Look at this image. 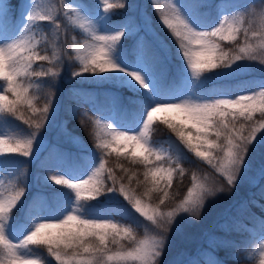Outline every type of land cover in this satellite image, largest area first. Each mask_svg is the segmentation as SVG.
I'll use <instances>...</instances> for the list:
<instances>
[{
	"label": "snow or ice",
	"instance_id": "1",
	"mask_svg": "<svg viewBox=\"0 0 264 264\" xmlns=\"http://www.w3.org/2000/svg\"><path fill=\"white\" fill-rule=\"evenodd\" d=\"M153 3L162 24L175 38L177 51L186 61V69L191 71L194 86L197 82L203 83L201 76L206 71L228 69V72L217 74L218 78H226L248 70L247 65L238 64V61L256 60L259 56L262 57L261 63H264V32L258 33L251 25L242 29V21L236 16H224L222 21H218V26L204 30L200 26L201 9L204 7L202 0H179V3L169 0L164 6H161L160 0H153ZM123 7L124 3H113L110 0H97L95 5L79 0L76 6H65L64 0H61L64 16L87 37L83 45L72 49L77 53L81 65V70L72 75L82 77L84 73H91L101 79L115 80L131 92L144 97L147 102L141 104L139 110H132V120H121L123 128L120 125L113 127L111 124H102L100 119L93 121L96 147L102 150L103 155L100 156L98 166L93 168L91 175L87 174L86 179L82 178L86 175L85 171L74 173L75 180L65 178L59 172L50 176L55 184L64 185L74 192V202L70 194L61 189H53L48 195L37 194L24 209L21 219L19 206L25 196V186L9 184L5 187L0 184V264H45L39 257L23 254V250L31 246L46 247L47 253L57 264H159V258L166 248V234L174 218L181 212L199 218L205 202L227 189L208 176L201 177L193 173L186 195L172 210L162 211L160 205L175 195L169 192L174 175L183 177L185 169L179 167V154L175 159L170 155L165 156L150 143L155 120L159 119L166 124L179 141L190 152H194L196 157L206 161L229 187L235 185L238 177L243 174L247 166L246 157L258 133L264 132V90L252 95L240 94L238 98L227 97L223 91H218L213 95L187 96L179 101L173 94H154L151 82L157 79L155 56L146 44L138 42L136 47L139 57L134 66L129 68L121 42L122 38L127 39L132 35V30L126 24L112 25L111 9ZM9 12L10 6L0 0V19ZM36 21H51L55 29L60 30L53 12L31 6L23 27L25 34L0 46V81L5 82L0 85V122H6L4 117L7 115L21 113L24 105L34 115L39 112V118L35 121L24 119L25 124L35 129L26 137L0 135V154L8 152L31 157L39 130L50 118L53 108L51 94L42 108L34 107V97L29 95L33 85L30 82L25 84L20 79L59 75V72L51 68L46 71L33 69L34 60L49 63L59 60L58 54L49 57L36 51L39 42L27 35ZM261 22L264 24V18ZM241 30L244 44L238 47L235 54L229 55L221 48L219 41H235ZM250 31L253 38L258 36L262 41L258 46L249 43ZM73 41L75 43L74 37ZM114 56L120 57L119 62ZM9 93L12 99H9ZM255 112L260 114L258 120L253 118ZM158 113L162 115L157 116ZM238 120L241 121L239 124ZM81 123H85L83 117ZM129 148L132 149L131 162L142 163L146 169L143 180L136 181L137 186H144L141 197H137L135 189L130 187L133 178L137 177L135 171L118 165L125 175L117 176L113 169L105 166L107 157L111 155L109 149L119 155ZM213 150L216 155H213ZM105 173L107 180L111 181L110 185L105 183ZM125 177L128 184L123 182ZM155 191L162 193L157 197L158 204L152 206L143 202V197H150ZM108 193L122 196L140 217L154 226L156 233H145L143 239H137L131 226L102 219L101 214L95 210L84 216L80 214L83 197L96 200L98 196ZM261 194L264 196V189ZM29 219L33 222L32 228L24 223ZM24 231L29 234L14 242L12 237ZM124 238L129 240L127 246L120 244ZM110 243L117 247H109ZM260 264H264V252L260 256Z\"/></svg>",
	"mask_w": 264,
	"mask_h": 264
},
{
	"label": "trees",
	"instance_id": "2",
	"mask_svg": "<svg viewBox=\"0 0 264 264\" xmlns=\"http://www.w3.org/2000/svg\"><path fill=\"white\" fill-rule=\"evenodd\" d=\"M38 1L39 10L54 13L55 22L60 24V30L57 31L51 21H36L31 30L35 41L39 42L36 51L49 57L58 54L59 60H53L52 63L34 60L33 69L35 71H46L51 68L53 71L59 72V75L57 77L48 75L45 77H22L20 79L25 84L30 82L33 85L29 89V95L34 97V107L37 109L42 108L45 101L49 99V94H51L53 108L50 115L59 108V116L55 127L51 131H47L46 124L49 119L45 122L44 127L39 130L38 134H46L49 145L36 160L33 161L30 157H22L16 153L7 152L0 155V180L7 185L18 184L26 188L24 199L19 206L21 219H23L24 209L37 194L48 195L53 189H61L63 192L69 193L74 202L75 194L71 189L66 188L64 185L53 186L45 178L55 172L64 170L67 164H72L74 161L81 163L87 174L91 175V171L94 170L95 166H98L100 156L103 155L102 150L96 147V129L93 121L96 119L101 120L103 114L106 115L111 112H115L117 115H125L127 116L126 120H132V110H139L141 104L147 102L144 97L131 92L126 87L110 84L99 87L88 83L86 79L76 80L72 73L80 71L81 65L77 54L72 49L86 38L74 25L69 23L67 17H64L60 2L57 5L58 2L56 1L58 0ZM84 2L95 5L97 0H84ZM111 2L125 4L123 8L111 9L112 25L121 26L126 24L130 28H136V31L129 38H123L121 42L122 52L126 54L127 62L134 65L139 57V51L136 47L138 42L146 44L156 58V82L160 88H166L167 90L162 93L163 96L173 94L175 97L173 88L179 84L182 85L191 78V71L186 69V61L182 59V54L177 51L178 45L175 43V38L162 24L153 0H111ZM168 2L169 0H160L161 6ZM202 2L204 7L201 9V13L212 11L213 18H216L219 8L224 7L230 12V17L236 16L242 21V29L251 25L258 33L264 32V24L261 22L264 18V0H202ZM9 3L10 12L5 17L6 26L7 28H14L17 21L23 17V11L26 9L25 6L29 3V0H9ZM58 6L61 8L60 15H57L58 10L56 8ZM12 21L14 23L11 26ZM207 25V30H211L208 22ZM219 43L221 48L229 55L235 54L238 47L244 44L243 30L238 34L235 41L221 40ZM249 43L258 46L262 41L259 40L258 36L253 38L250 31ZM118 58L120 59V57ZM261 59L262 57L258 56L256 60L238 61V64L247 65L251 72V75L246 73L244 77L240 78L221 79L217 77L219 72H227L228 69L216 68L204 72L201 76L203 83L198 85L196 92L212 95L218 91H223L224 94L228 93L231 98H238L242 93L252 95L254 92L264 90V63H261ZM86 74L88 76L92 75L91 73ZM4 84V81H0V85ZM240 84L243 85V88L240 87ZM112 95L114 96L110 97ZM12 98L9 93V99ZM21 113H23L22 117ZM21 113L5 116L6 122H0V130L4 131L5 134L21 137H26L32 131H35L34 126L30 127L23 121L29 118L32 121L37 120L39 112L34 115L31 109L24 105ZM82 117L85 120L83 125L81 123ZM253 118L258 120L260 118L259 112H255ZM240 122L238 120L237 124ZM101 123L109 124V121L101 120ZM150 143L165 156L170 155L175 159L179 154L181 157L179 167L185 169L183 177L174 175L173 186L169 189V192L170 194L175 193V195L171 199H166L164 205H160L162 211L172 210L173 206L179 203L182 196L186 195L187 188L191 186L193 173L201 177L208 176L210 180H215L217 183L223 184L224 187H228L226 181H223L206 161L196 157L194 152H190L167 125L159 119L155 120L152 125ZM108 151L111 152V155L107 157L106 168L113 169L117 176L125 175L118 165H123L131 171H135L137 177L133 178L130 187L135 189L137 197H141L144 186H137L136 181L137 179L143 180V172L146 170L144 164L131 162L133 159L132 149L119 155L111 149ZM70 153L77 156V158H68V161L62 163L61 169H59L64 155ZM213 155H216L215 150H213ZM136 159L139 160L140 158L136 157ZM151 166L149 165V167ZM123 182L128 184L126 177ZM105 183L111 184V181L107 180V173H105ZM262 189H264V177L243 199V205L237 203L233 206L229 212L231 218L225 226V231L223 233L219 230L216 231L219 234L221 233L224 239H216L217 241L211 247L214 257L211 260H209V257L205 258L204 264H211V262L218 264H260L262 253L255 251V247L262 241L261 237L264 236V196L261 194ZM161 195L162 193L158 191L152 192L150 197H143V202L155 206L159 203L157 197ZM80 203V214L82 216L95 210L101 214L102 219L131 226L137 239H143L145 233L152 235L156 233L154 226L144 220L143 217H140L135 209L118 193L98 196L96 200L88 199L85 196ZM183 215L186 218L182 219ZM176 217L181 222H185L188 220L189 215L181 212ZM175 221L173 220L170 230L176 229ZM24 223L30 228L33 227V222L30 219L24 221ZM27 232L24 231L18 236L12 237L14 242H18ZM128 243L127 238L120 241V244L124 246H127ZM109 247L116 248L117 246L110 243ZM28 250L41 258L45 264H57V261L49 256L44 246H31ZM201 260L203 263V258ZM166 261L162 256L159 259V264H166Z\"/></svg>",
	"mask_w": 264,
	"mask_h": 264
},
{
	"label": "rangeland",
	"instance_id": "3",
	"mask_svg": "<svg viewBox=\"0 0 264 264\" xmlns=\"http://www.w3.org/2000/svg\"><path fill=\"white\" fill-rule=\"evenodd\" d=\"M4 2L7 3L8 5L10 4L9 0H4ZM56 2H58L57 5H59V2L61 4V0H58ZM78 2L79 1L77 0H64L65 6L67 4H72L73 6H76ZM174 2L179 3V0H175ZM38 4H39L38 0H29V3L25 6L26 9H24L23 11V17H21L17 21L14 29L7 28L5 21L6 16L0 19V46H2L3 43L11 42L13 39H19L21 38L22 35L25 34L23 31V27L26 23V15L29 11H31V6H35L38 9ZM56 9L58 10L57 15H60L61 8H59L58 6V8ZM101 11H103L102 8ZM229 13L230 12L226 10L224 7H222L221 9L219 8L216 15L217 18L213 20L212 26H218V21H222L224 16H229ZM201 20L202 23L200 26L204 30H206L207 21L202 15H201ZM13 23H14L13 21L10 23L11 26L13 25ZM35 23L36 22H34V24ZM32 27L29 29L27 35L33 36V34L31 33ZM75 28L79 30L82 34H84L81 29H79L78 27ZM131 30L133 34L136 31V28H131ZM4 32H7V35ZM84 36L87 39L85 34ZM85 41H86L85 39L81 40L78 46L83 45ZM114 59H116L117 62H119L120 60L118 57L115 56ZM128 66L129 68H132L134 65L128 63ZM246 73L248 75H251V72L248 69L246 72H238L233 75H229L226 78H221V79H231L236 77L240 78V77H244V74ZM108 74L110 73H105L104 75H108ZM111 75H115V74H111ZM74 78L76 80L86 79L88 83L94 84L99 87H102L107 84L115 85L118 87H126L117 83L115 80L101 79L100 77L92 76V75L88 76L86 73H84L82 77L74 76ZM200 84L201 83L197 82L194 86L191 78H189L182 85L179 84L173 88L175 90L174 98H176L177 101H179V99L187 98V96L206 95V94H199L196 92V88ZM240 87L243 88V85L240 84ZM151 89L154 92V94L159 96H163L162 93L167 91L166 88H160L156 80L154 82H151ZM225 95L227 97H231L228 93H226ZM113 96L114 95L110 97ZM160 115L162 114L159 113L157 114V116ZM58 116H59V108L58 110H55V112L52 113V115H50V118L46 124L48 127L47 130L48 132L55 127ZM101 120L109 121L110 122L109 124H111L113 127L120 125V127L123 128V124L121 120H125V118L122 115L116 116L115 113L112 112L106 115L103 114ZM3 134H5L4 131L0 130V135ZM48 145H49V140L48 138H46V134H38V139L36 144H34L33 154L30 158L33 161L36 160V158L40 155V153L47 149ZM68 158L75 159L77 158V156H74V154L72 153L65 154L60 163L59 168H61L62 163H66L68 161L67 160ZM246 164L247 166L243 170V174L240 177H238V180L235 185L230 187L229 186L225 187L227 189L226 191L217 193L216 196L209 198V200L205 202V207L201 210L199 218L190 216L189 214H188L189 215L188 220L185 222H181L178 217L174 218V220H176L174 222L176 224V229L170 230L167 233L168 239L166 240V248L162 253V256L165 258V261L167 260L166 264H204L205 258L209 257V260H211L214 257L211 252V247L213 246L215 241H217L216 240L217 238L218 240L224 239L221 233L225 231V226L231 218L229 212L231 211L233 206L236 205L237 203H241V205H243V201H244L243 199H245L246 196L250 194L251 190L254 187H256L264 177V132L258 133V137L256 138V141H254L253 146L250 149L249 155L246 157ZM85 170L86 169L82 166L81 163L74 161L72 164H67L65 169L62 171L61 175H64L65 178H68L70 180H75L76 177L74 176V173ZM50 176H47L45 180L48 179L47 180L48 183L53 186L57 185L50 179ZM82 178L85 179L87 178V172L86 175ZM0 184H3L5 187L8 186L2 180H0ZM181 218L184 219L186 217L185 215H183V217ZM39 222L40 221H38V223ZM50 222H54V221H50ZM218 230L221 232L220 234L216 232ZM27 234H29V232H27L24 236H26ZM23 237L21 239H23ZM261 240L262 241L259 244H257V246L255 247V251L262 253L264 252V236L261 237ZM23 254L30 255L33 257H38L34 253L30 252L28 249L23 250ZM202 258H203V263L201 260ZM211 264H218V263L211 262Z\"/></svg>",
	"mask_w": 264,
	"mask_h": 264
}]
</instances>
